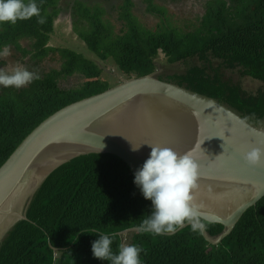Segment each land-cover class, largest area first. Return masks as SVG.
I'll return each instance as SVG.
<instances>
[{
	"label": "trees",
	"instance_id": "trees-1",
	"mask_svg": "<svg viewBox=\"0 0 264 264\" xmlns=\"http://www.w3.org/2000/svg\"><path fill=\"white\" fill-rule=\"evenodd\" d=\"M36 2L45 22L34 16L0 25V52L14 48L36 70L42 58L56 52L59 67H44L37 73L40 79L20 89L0 87V167L50 116L114 87L103 79L109 78L106 69L126 80L153 75L161 55L168 64L187 69L160 81L211 98L254 126L264 123V89L245 91L222 71L238 70L240 79L264 86V0H208L204 17L187 32L166 28V23L155 31L142 28L131 12L132 0ZM66 11L84 52L93 59L69 47L49 46L55 21ZM144 12L164 14L152 7ZM109 14L118 28L110 24ZM75 24L80 25L78 33ZM0 66H6L4 60ZM133 181L129 167L111 154L80 156L61 165L35 192L26 220L0 243V264H108L92 254L97 232L116 233L114 252L121 244L140 246L142 264H264V197L214 246L191 225L172 235L141 234L138 227L150 214L151 202ZM200 222L211 238L223 232L222 225ZM128 230L134 232L124 237L121 233Z\"/></svg>",
	"mask_w": 264,
	"mask_h": 264
},
{
	"label": "water",
	"instance_id": "water-1",
	"mask_svg": "<svg viewBox=\"0 0 264 264\" xmlns=\"http://www.w3.org/2000/svg\"><path fill=\"white\" fill-rule=\"evenodd\" d=\"M153 130L165 138L164 147L192 153L200 173L192 193L198 219L224 227L217 238L205 229L201 235L219 245L264 197V164L249 166L240 154L264 147V128L154 74L121 80L102 94L59 110L23 140L0 167V242L26 220L33 195L59 166L80 156L111 154L134 174L149 157L148 144L160 146Z\"/></svg>",
	"mask_w": 264,
	"mask_h": 264
},
{
	"label": "clouds",
	"instance_id": "clouds-1",
	"mask_svg": "<svg viewBox=\"0 0 264 264\" xmlns=\"http://www.w3.org/2000/svg\"><path fill=\"white\" fill-rule=\"evenodd\" d=\"M34 16L39 23L45 22L36 0H0V25H15ZM9 54L7 48L0 52V56ZM38 79L40 77L36 72L24 67L17 66L11 72L0 69V87L3 88L20 89ZM148 145L151 147L148 159L134 172V184L144 199L151 202V212L142 220L138 231L155 236L172 235L185 224H189L194 232L202 234L205 225L198 219L199 211L192 194L198 187L200 173L192 153L180 154L169 147ZM139 147L133 148L136 150ZM240 154L249 166L258 167L264 164V147H251ZM96 234L98 239L91 245L94 258L107 261L108 264H142L143 249L140 246L121 244L114 252L112 244L116 233Z\"/></svg>",
	"mask_w": 264,
	"mask_h": 264
},
{
	"label": "rangeland",
	"instance_id": "rangeland-1",
	"mask_svg": "<svg viewBox=\"0 0 264 264\" xmlns=\"http://www.w3.org/2000/svg\"><path fill=\"white\" fill-rule=\"evenodd\" d=\"M208 0H132L134 2V8L131 11L134 16L137 17V21L142 28L151 29L155 31L156 29L163 28L164 24H168L166 28H173L177 29L178 31L187 32L191 30V25L197 27V22L199 18L204 17V7L205 3ZM110 4V3H107ZM219 5V4H218ZM108 8V6H105ZM149 7H152L156 10V12L164 11L161 16L157 15H147L145 14L144 10ZM112 10V9H111ZM108 10V11H111ZM206 11V10H205ZM62 17H59L55 21L54 31L55 34L52 35L51 41L49 42V46L53 48L62 47H69L72 50L77 52L84 53V55L90 59V55H88L87 50L84 52V44L79 39V35L77 36L74 32V28L72 23L68 19H70L69 12H62ZM163 15V16H162ZM112 14H109L107 18L110 19V24L113 26L114 29L119 27V23L111 19ZM163 19L165 20L162 23ZM72 20V17H71ZM72 22V21H71ZM77 27V33L81 30L79 24H75ZM194 30V29H193ZM27 42H23L21 45L22 47H27ZM10 54L7 56H0V60H4L6 66H0V69H4L7 72H11L13 68L20 66L27 68L29 71H33L36 73L45 71L44 67L49 68H58L59 62L55 63L54 60L58 57V53L54 52L53 54L49 55V57L42 58L43 64L38 65V69L33 66V62L23 61L21 59L19 52H17L14 48L8 47ZM3 63V62H2ZM156 64L158 66L155 75V78H165L166 76H172L174 74H183L185 73L187 67L182 64L177 65H170L165 61V58L161 55L158 57ZM219 63L214 61V67H216ZM34 67V68H33ZM223 75L227 79H230L234 83L241 82L243 89L248 92H255L258 89H264V86L256 81H253L249 78L240 79L238 74V70L234 71H226L223 70ZM105 72L109 75L107 78L105 75L103 76L104 80H109L108 82L116 86L117 81H121L122 77L117 73L115 69H106ZM118 79V80H117ZM253 125V124H252ZM254 126V125H253ZM255 127L257 128H264V123H259ZM6 236V235H5ZM127 236L124 235V237ZM4 239V238H3ZM2 239V240H3ZM2 242V241H1ZM0 242V243H1ZM125 243V242H124Z\"/></svg>",
	"mask_w": 264,
	"mask_h": 264
},
{
	"label": "bare ground",
	"instance_id": "bare-ground-1",
	"mask_svg": "<svg viewBox=\"0 0 264 264\" xmlns=\"http://www.w3.org/2000/svg\"><path fill=\"white\" fill-rule=\"evenodd\" d=\"M85 100V99H84ZM82 101V100H81ZM81 101H79V102H81ZM76 103H78V102H76ZM73 104H75V103H73ZM72 105V104H71ZM70 106V105H69ZM64 109V108H63ZM153 137H154V139L158 142V143H160V146H164L165 145V138L163 139V140H161L162 139V134L159 132V131H156V130H153ZM31 134V133H30ZM29 134V135H30ZM53 140V139H52ZM168 145V144H167ZM166 145V146H167ZM60 167V166H59ZM34 196V195H33Z\"/></svg>",
	"mask_w": 264,
	"mask_h": 264
}]
</instances>
